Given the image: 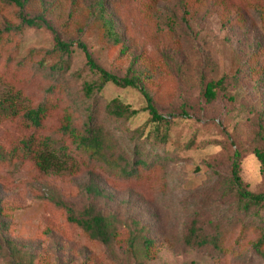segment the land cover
I'll return each mask as SVG.
<instances>
[{
    "label": "rangeland",
    "instance_id": "1",
    "mask_svg": "<svg viewBox=\"0 0 264 264\" xmlns=\"http://www.w3.org/2000/svg\"><path fill=\"white\" fill-rule=\"evenodd\" d=\"M49 3L66 10L64 20L71 15L74 21H83L69 37L84 41L105 69L119 76H127L132 64L142 70V83L160 110L175 119L169 141L161 146L136 132L148 118L139 90L108 84L94 100L98 121L112 131L130 159L141 154L165 170L159 181L148 173L151 183L143 186H113L104 176L100 180L109 196L101 201L102 209L123 223L139 222L148 228L156 255L151 260L135 256L124 225L117 241L101 245L90 242L67 220V209L80 212L94 202L85 191V176L42 177L17 162L0 169V226L8 225V230L0 229V264H9L7 242L32 254L34 264H218L214 250L187 247L183 236L196 216L235 235L243 220L253 221L237 210L230 189V157L235 149L250 145L256 121L252 110L264 111V72L256 76L251 72L252 65L264 66V0H192L182 5L179 0H162L151 12L142 0H39L28 14H44ZM101 3L126 48L123 55L119 47L98 43L91 27ZM11 12L0 16L1 29L20 25ZM18 37L15 61L30 51L52 47L54 41L44 27L25 26ZM53 78L44 76L29 94H44ZM65 78L66 95L85 121L82 85L92 78L76 45ZM222 78L230 83L228 95L217 91L208 100L204 86ZM7 89V83L0 84V95ZM113 98L140 110L138 117L107 118L104 107ZM183 111L188 116L183 117ZM17 137L15 125L1 126L5 142L14 144ZM241 174L250 191H264L260 161L251 151L242 157ZM229 264H264V257L251 248L230 256Z\"/></svg>",
    "mask_w": 264,
    "mask_h": 264
},
{
    "label": "trees",
    "instance_id": "2",
    "mask_svg": "<svg viewBox=\"0 0 264 264\" xmlns=\"http://www.w3.org/2000/svg\"><path fill=\"white\" fill-rule=\"evenodd\" d=\"M38 1L0 0V16L10 15L13 10L20 22L16 27L9 25L5 29L0 28V84L8 85V89L0 95V130L1 126L8 123L15 125L18 130L14 144L0 138V169L19 162L34 168L42 177L85 176V191L94 202L80 212L67 209V220L81 229L90 242L101 245L117 241L119 228L124 225L128 229L129 250L142 260H151L156 255V241L147 236L148 228L139 222L128 225L115 214L105 213L101 201L109 199V196L101 187L100 180L104 176L113 186H143L151 183L148 173H153L159 181L165 170L158 163L147 162L141 154H135L136 158L130 159L112 131L98 121L94 100L108 84L139 90L146 102L143 111L148 114V118L136 132L147 141L161 146L169 141L175 119L160 110L142 83L145 76L142 70H137L132 64L127 76H119L101 66L84 41L75 42L69 37L76 28H82V20L74 21L71 15L67 21L64 20L66 10L55 8L54 3L48 4L44 14H28ZM142 1L147 6V12H151L162 0ZM179 1L182 5L192 0ZM102 4L90 21H93L91 27L98 43L109 48L119 47L120 55H123L126 48L114 23L106 17ZM256 4L253 2L252 6L256 7ZM25 26L48 29L53 34V45L48 49L30 51L15 61L19 53L18 36ZM75 45L84 54L92 78L85 80L82 85L83 96L87 100L85 109L88 111L85 121L81 120L79 110L66 95L65 77L71 68ZM251 69L254 76L264 72V66L252 65ZM48 74L54 78L49 81L50 85L44 94L34 92L30 95V91L36 90L33 85ZM229 86L226 78L210 81L204 86L203 95L208 100L215 98L217 91L227 96ZM252 112L256 121L250 145L248 148L235 149L230 157V189L239 213L253 221L243 220L239 233L235 235L211 219L203 221L200 216H196L183 236L187 247L214 250L219 255L218 264H229L230 256L251 248L264 257V191H250L241 174L242 157L251 151L260 161L261 173L264 175V111L254 109ZM139 113L140 110L119 98L111 99L104 107L105 116L115 120H131L138 117ZM183 114V117L188 116L186 111ZM0 229L8 230V225L4 223ZM250 235L256 236V239H249ZM7 250L9 264H34V256L14 243L7 242Z\"/></svg>",
    "mask_w": 264,
    "mask_h": 264
}]
</instances>
